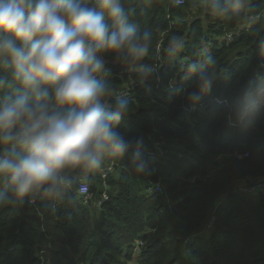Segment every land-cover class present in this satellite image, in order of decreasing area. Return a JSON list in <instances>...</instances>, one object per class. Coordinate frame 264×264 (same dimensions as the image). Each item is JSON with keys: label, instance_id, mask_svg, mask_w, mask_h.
I'll return each instance as SVG.
<instances>
[{"label": "trees", "instance_id": "16d2710c", "mask_svg": "<svg viewBox=\"0 0 264 264\" xmlns=\"http://www.w3.org/2000/svg\"><path fill=\"white\" fill-rule=\"evenodd\" d=\"M174 1L121 0L137 34L149 33L148 53L135 63L123 53L100 54L105 100L128 91L118 131L142 140L141 159L133 146L123 157L105 154L99 169L65 170L55 196L41 189L21 200L0 179V264H264V188H237L264 182V104L241 125L228 123L254 101L248 92L264 85V0H239V8L237 0ZM240 23L244 29L227 39ZM6 59L0 101L25 92ZM202 75L210 78L207 90ZM214 97L230 106L184 109ZM82 182L90 204L79 195ZM158 183L161 191L153 189ZM104 193L109 199L98 206Z\"/></svg>", "mask_w": 264, "mask_h": 264}, {"label": "clouds", "instance_id": "9594fccd", "mask_svg": "<svg viewBox=\"0 0 264 264\" xmlns=\"http://www.w3.org/2000/svg\"><path fill=\"white\" fill-rule=\"evenodd\" d=\"M148 39L121 0H0V57L25 89L0 101V179L18 199L41 189L57 195L65 170L99 169L105 154L123 157L135 146L141 159L142 140L118 131L129 101L105 100L100 54L135 63L147 55ZM200 79L207 90L210 78Z\"/></svg>", "mask_w": 264, "mask_h": 264}, {"label": "built area", "instance_id": "2783aa9c", "mask_svg": "<svg viewBox=\"0 0 264 264\" xmlns=\"http://www.w3.org/2000/svg\"><path fill=\"white\" fill-rule=\"evenodd\" d=\"M186 0H175L174 1V4L177 5V6H180V5H183L185 4ZM244 26L245 24L244 23H240L236 29H234L233 31H230L228 32V34H226V38L227 39H232L234 37L235 34H238L239 32H241L243 29H244ZM200 52H202L200 50ZM182 65L184 66V68L186 66H188L190 64V57H184V58H181L179 60ZM150 79L146 76L144 77L143 79H141V81H134L133 82V86H138L139 84H142V83H146V82H149ZM158 81L161 83V79L158 78ZM174 81L171 82V86L174 88ZM249 96L253 97L255 96V99L253 102L249 103L248 105L245 106V108L243 109V111L236 117V118H233L232 116H229V119H228V123L230 126L234 127V126H239L242 124V122L244 120L247 119L248 117V114H249V111L252 107L254 106H259V105H263L264 104V85L259 89V90H252V91H249L248 92ZM128 95V91H121L118 95L119 98H125L127 97ZM209 103H217L219 105H223L225 104L226 106H230V101L228 98H221V97H214L210 100H204V101H201L200 103L196 101H193L191 102L190 104H185L184 105V109L188 112V113H198V112H202L204 109H206L209 105ZM250 104L252 106H250ZM103 177L106 178L108 173L107 172H103ZM106 187L107 184H105ZM156 188H153V189H156V190H162V186L160 183H158L156 186ZM237 188L242 190V191H245L247 193H251V194H254L257 192V190L259 188H264V182H261L257 185H253V186H247V183L246 181H241L238 185H237ZM79 195L84 198L85 202L90 204L91 202H94V199H93V194L91 192V189H90V186L87 182H82L80 184V187H79ZM109 199V194L108 193H104L103 195V198L100 199L98 202H95L98 206L102 205L104 202H106L107 200ZM139 245L142 244V242H138ZM137 251L139 252V247L137 248ZM135 262V261H133ZM132 263V262H131ZM135 264H137L135 262Z\"/></svg>", "mask_w": 264, "mask_h": 264}, {"label": "rangeland", "instance_id": "374dc122", "mask_svg": "<svg viewBox=\"0 0 264 264\" xmlns=\"http://www.w3.org/2000/svg\"><path fill=\"white\" fill-rule=\"evenodd\" d=\"M210 48H211V42L208 41V42H206V49H207L206 54H207L208 52H210ZM206 49H205V51H206ZM206 54L204 55V58H205ZM202 60H203V59H202ZM107 167H108V165H106V168H105V169H107ZM211 225H212V224H211ZM212 232H213V231H209V232L206 234L205 238H209L210 235L212 234ZM131 264H135V262H132Z\"/></svg>", "mask_w": 264, "mask_h": 264}, {"label": "crops", "instance_id": "0c3cea01", "mask_svg": "<svg viewBox=\"0 0 264 264\" xmlns=\"http://www.w3.org/2000/svg\"><path fill=\"white\" fill-rule=\"evenodd\" d=\"M239 184V183H238Z\"/></svg>", "mask_w": 264, "mask_h": 264}]
</instances>
